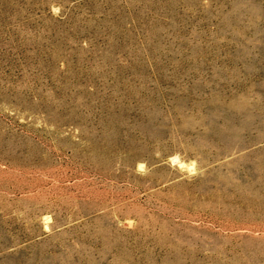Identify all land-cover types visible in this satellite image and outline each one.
Returning <instances> with one entry per match:
<instances>
[{
	"label": "rangeland",
	"instance_id": "1",
	"mask_svg": "<svg viewBox=\"0 0 264 264\" xmlns=\"http://www.w3.org/2000/svg\"><path fill=\"white\" fill-rule=\"evenodd\" d=\"M0 264H264V0H0Z\"/></svg>",
	"mask_w": 264,
	"mask_h": 264
},
{
	"label": "bare ground",
	"instance_id": "2",
	"mask_svg": "<svg viewBox=\"0 0 264 264\" xmlns=\"http://www.w3.org/2000/svg\"><path fill=\"white\" fill-rule=\"evenodd\" d=\"M189 254V253H188Z\"/></svg>",
	"mask_w": 264,
	"mask_h": 264
}]
</instances>
